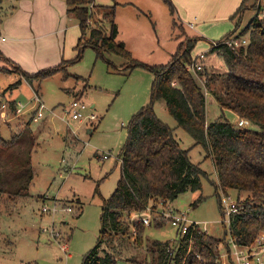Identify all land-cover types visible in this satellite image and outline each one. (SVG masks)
<instances>
[{
	"label": "rangeland",
	"instance_id": "obj_1",
	"mask_svg": "<svg viewBox=\"0 0 264 264\" xmlns=\"http://www.w3.org/2000/svg\"><path fill=\"white\" fill-rule=\"evenodd\" d=\"M256 1H246L241 17L205 20L202 38L191 53L193 57L197 52H206L204 69L208 72L228 71L225 55L211 52V43L221 41L237 24L233 36L245 38L243 45L248 43L251 26L248 31H241L257 16L255 7L252 8ZM115 3V40L124 42L132 57L144 64H166L179 45L183 49L195 38L194 31L183 23L188 20L179 21V11L171 1L175 8L172 15L165 0H94L87 7L85 38L92 28L109 32L105 11ZM0 7V38L4 37L0 39V53L6 55L0 57V134L7 140L16 134L34 137L33 179L28 192L0 200V264H81L83 256L99 239L101 204L120 177V152L129 121L149 103L154 75L143 66L128 71L124 69V57L107 52L98 55L93 47L86 46L78 62L63 66L60 61L47 67H58V72L33 79L30 84L16 66L21 64L23 70L32 72L56 56L57 60L72 59L73 46L80 35L78 21L66 12L65 0H2ZM239 70L237 67L235 73L264 81L263 76ZM203 80L197 81L201 84ZM205 95L206 124L224 118L237 122L238 117L220 110L209 92ZM35 97L45 106L43 117L36 120ZM73 98H81L88 106L81 119L73 120L66 113ZM11 99L25 105L22 113L11 110ZM153 109L173 129L180 147L188 149L190 160L199 164L206 176L201 179L200 190H187L170 202L160 200L149 205L144 210L149 224L143 227L140 240H136L134 231L117 234L106 248L115 254L116 264H157L158 254L151 249L158 241L167 244L166 264H173L171 258L180 237L168 214L183 213L221 240L214 264H231V257L223 256L226 244L232 249L231 227L226 216L224 221L218 199L222 206L233 201L238 209L246 204L264 207V200H249L246 192L234 189L223 194L218 188L216 193L217 177L207 153L177 126L163 99L157 100ZM91 113L95 118L89 120ZM104 154L108 157L103 158ZM199 195L204 199L193 207L191 204ZM43 206L48 210L42 211ZM124 220L132 229L133 223L139 222L133 214L124 215ZM249 245L251 252L260 250L256 239ZM201 264H205V259Z\"/></svg>",
	"mask_w": 264,
	"mask_h": 264
},
{
	"label": "trees",
	"instance_id": "obj_2",
	"mask_svg": "<svg viewBox=\"0 0 264 264\" xmlns=\"http://www.w3.org/2000/svg\"><path fill=\"white\" fill-rule=\"evenodd\" d=\"M165 1L173 15L174 6L170 0ZM246 1L241 2L232 18L240 16L246 9ZM93 2L65 0L66 12L78 21L80 35L73 47L75 56L63 59L62 65L78 62L84 48L91 46L98 55L107 52L127 59L124 69L128 71L143 66L154 75L149 103L134 113L129 121L127 137L120 152V177L111 195L101 204L99 239L81 261V264H116L115 254L106 248L112 237L134 231L136 240H140L145 226L142 222H134L132 229L124 215L130 217L131 214L142 213L160 200L170 202L187 190L198 191L202 187V177L206 176L200 165L190 160L188 149L180 147L173 129L156 116L153 105L159 99L164 100L167 112L177 126L182 127L193 138L194 144L201 146L211 159L217 177L216 193L218 188L223 194L234 189L246 192L249 200H264V81H253L235 73L240 67L239 72L264 77V26L262 20L255 16L241 31L246 32L251 26L246 45L230 48L224 42L234 35L237 24L232 32L211 47V52L225 55L227 72L214 73L203 68L192 74L187 66L191 63V51L200 38H193L183 49L179 45L166 64H144L132 57L124 42L115 40L118 34L114 21L116 3L105 11L110 23L109 32L92 28L85 38L89 18L87 7ZM16 68L30 84L33 79L40 80L58 72V67L34 73L23 70L20 65ZM200 78H204L201 84L197 81ZM206 91L221 111L243 118L246 124L238 126L225 118L206 124ZM10 106L11 110L15 109L13 101ZM33 147L32 134L22 137L16 134L10 140L0 134V200L28 192L33 179ZM202 199L203 196L199 195L191 205H198ZM218 204L223 215L220 199ZM229 226L231 236L238 244L249 245L264 233V207L243 205L230 216ZM220 243L219 238L195 230L191 239L189 234L180 237L171 260L173 264H201L205 259V264H214ZM154 245L156 247L151 251L158 254L157 264H166L167 244L156 241Z\"/></svg>",
	"mask_w": 264,
	"mask_h": 264
},
{
	"label": "built area",
	"instance_id": "obj_3",
	"mask_svg": "<svg viewBox=\"0 0 264 264\" xmlns=\"http://www.w3.org/2000/svg\"><path fill=\"white\" fill-rule=\"evenodd\" d=\"M255 11L257 17L264 21V0H257L255 2ZM192 26V24H189ZM4 38L2 37V40ZM225 44L230 48H236L246 43L245 38H241L239 36H231L228 39L224 40ZM216 43H211V47L216 46ZM205 59H206V52H198L191 58V63L188 64L187 69L191 70L193 73H196L198 71L203 70L205 65ZM35 104L33 107L37 108L33 119H41L43 117L42 110L44 109L43 102L38 98L35 97ZM19 106L16 107L15 112L16 113H22L23 108L25 105L21 102L18 103ZM4 106V105H3ZM87 104L81 99V98H73L70 102L66 113L69 115V117L73 120L81 119L83 117V112L85 109H87ZM95 116L93 113H91L88 117L89 120L94 119ZM238 126H243L246 124V121L243 118L238 117V120L236 122ZM108 156L106 154L103 155V158H107ZM223 208V217L225 221L229 222L230 216L232 214H235L238 212V206L235 202L231 201L228 204L222 206ZM148 209V207L146 208ZM48 208L46 206H43L42 211H47ZM68 211L71 210V208L67 209ZM146 212V211H145ZM145 212L139 213V214H133V218H136L139 222H142L143 224H149V220L147 216L145 215ZM170 217V224L176 229V233L179 237L185 236L186 234H189L190 239L192 236V233L195 230H200L203 233H209L208 228L206 227H200L199 222L190 221L186 218V216L183 213L178 214H168ZM57 235V234H56ZM191 241V240H190ZM232 242V249H230L229 245L227 246L226 252L223 254V256L231 257V264H264L263 255H264V235H260L256 238V242L258 243V246L260 247L259 251H250V245H241L238 244L234 238L231 240ZM64 249H66V246H63ZM199 256V255H198Z\"/></svg>",
	"mask_w": 264,
	"mask_h": 264
},
{
	"label": "crops",
	"instance_id": "obj_4",
	"mask_svg": "<svg viewBox=\"0 0 264 264\" xmlns=\"http://www.w3.org/2000/svg\"><path fill=\"white\" fill-rule=\"evenodd\" d=\"M171 1L176 5V7L179 11L180 15L179 14L177 15L179 18V21L181 20V22H183L185 19H187L188 21H186V23L185 22H183V23L189 29L194 31L193 36L198 37V38H202V36L200 35L201 34L200 32L203 30L202 26H203V23L205 22V20L210 19V18H212V19L220 18V17L224 18L227 16L232 18V15L238 9V7L240 6V4L242 2V0H171ZM15 2H17V0H15ZM11 6H13V5H11ZM0 8H2V7H0ZM252 8H254V4H253ZM243 13H244V11L240 14L239 17H241L243 15ZM236 17H234V18H236ZM190 23L192 24V26L189 25ZM2 37L0 38L1 40H2ZM76 42H77V40H76ZM76 42H75V44H76ZM75 44H74V46H75ZM3 54L5 55V53L1 52L0 57L4 56ZM75 54H76V51H75ZM56 58H57V56L54 58V60L52 62H49V63H48V61L47 62L45 61L40 66L41 68L34 70L32 72H30V71L29 72L34 73L40 69H44L47 67L54 66V65L58 64L60 61H62V59H63V58H60V60H57ZM13 62L16 64L15 61H13ZM20 66H22V65L20 64ZM12 100L13 99H11L9 101H12ZM15 103H19V102L15 101L14 104ZM4 107H5V105H4ZM16 107H17V105L15 104V109H16ZM15 109H14V112H15ZM1 113H4V111H1Z\"/></svg>",
	"mask_w": 264,
	"mask_h": 264
}]
</instances>
